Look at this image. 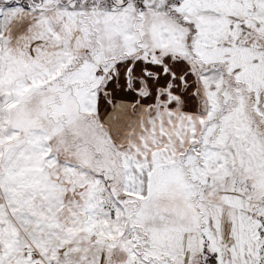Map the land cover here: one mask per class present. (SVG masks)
Listing matches in <instances>:
<instances>
[{
    "label": "snow or ice",
    "instance_id": "snow-or-ice-1",
    "mask_svg": "<svg viewBox=\"0 0 264 264\" xmlns=\"http://www.w3.org/2000/svg\"><path fill=\"white\" fill-rule=\"evenodd\" d=\"M0 264H264V0H0Z\"/></svg>",
    "mask_w": 264,
    "mask_h": 264
}]
</instances>
